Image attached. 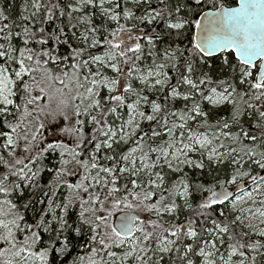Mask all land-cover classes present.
Segmentation results:
<instances>
[{"label":"snow or ice","instance_id":"6c2138e0","mask_svg":"<svg viewBox=\"0 0 264 264\" xmlns=\"http://www.w3.org/2000/svg\"><path fill=\"white\" fill-rule=\"evenodd\" d=\"M0 264H264V0H0Z\"/></svg>","mask_w":264,"mask_h":264},{"label":"trees","instance_id":"16d2710c","mask_svg":"<svg viewBox=\"0 0 264 264\" xmlns=\"http://www.w3.org/2000/svg\"><path fill=\"white\" fill-rule=\"evenodd\" d=\"M229 2H230V0H229Z\"/></svg>","mask_w":264,"mask_h":264}]
</instances>
